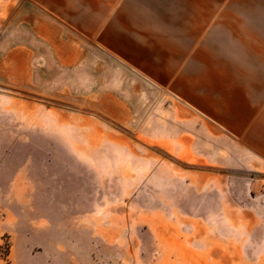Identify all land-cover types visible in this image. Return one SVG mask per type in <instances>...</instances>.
Returning <instances> with one entry per match:
<instances>
[{
  "label": "rangeland",
  "instance_id": "obj_1",
  "mask_svg": "<svg viewBox=\"0 0 264 264\" xmlns=\"http://www.w3.org/2000/svg\"><path fill=\"white\" fill-rule=\"evenodd\" d=\"M183 1L0 0V264H264V75L173 57Z\"/></svg>",
  "mask_w": 264,
  "mask_h": 264
},
{
  "label": "crops",
  "instance_id": "obj_2",
  "mask_svg": "<svg viewBox=\"0 0 264 264\" xmlns=\"http://www.w3.org/2000/svg\"><path fill=\"white\" fill-rule=\"evenodd\" d=\"M181 4L179 10H182L184 15L182 18L171 19L172 30L165 38L172 44L170 51L173 57L177 55L179 59H193L197 49L204 52L214 51L223 58L246 59L245 64L244 61H236V69H239V73L246 71L258 76L264 75V34L260 30L264 25L257 22L248 29L245 25L238 24L244 21L223 19V0H184ZM196 11L199 12L197 15ZM213 11H219L220 17L212 19ZM231 27H243V29L239 34L226 35L224 29ZM196 28H201L199 34L196 33ZM197 44L201 46L197 47ZM178 97L180 109L187 122L195 123L199 112L205 118L208 132H212V123L223 128V115L213 116L211 105L207 108L202 107L194 96H186L180 88ZM242 117V114L236 115L239 122H242ZM204 129L207 131L206 127ZM255 151L259 153V150Z\"/></svg>",
  "mask_w": 264,
  "mask_h": 264
}]
</instances>
